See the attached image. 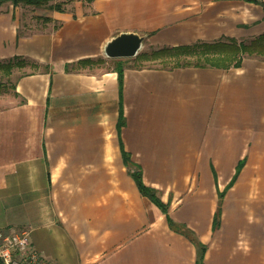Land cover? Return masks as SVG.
<instances>
[{
    "label": "crops",
    "instance_id": "obj_1",
    "mask_svg": "<svg viewBox=\"0 0 264 264\" xmlns=\"http://www.w3.org/2000/svg\"><path fill=\"white\" fill-rule=\"evenodd\" d=\"M63 7H0V63L13 59L0 70V232L28 231L53 264H197L194 239L205 264H264V56L229 68L128 62L120 82L126 58L105 54L123 32L144 36L148 53L249 42L264 32V6ZM123 151L167 214L140 193Z\"/></svg>",
    "mask_w": 264,
    "mask_h": 264
},
{
    "label": "trees",
    "instance_id": "obj_2",
    "mask_svg": "<svg viewBox=\"0 0 264 264\" xmlns=\"http://www.w3.org/2000/svg\"><path fill=\"white\" fill-rule=\"evenodd\" d=\"M67 0L58 1V0H0V7L7 3L11 2L13 5H30L35 7L47 6L51 9H56L58 11L64 10V5ZM91 1V0H88ZM249 2H255L264 6V0H247ZM261 55L264 56V32L259 36L254 38L249 42H239L236 39H226L223 41L211 42V43H195L192 45H181L176 47H162L156 50L148 52H141L136 55L134 59L126 58L125 60H117L115 69L119 74L120 82H122L124 69L127 66L128 62L135 60V67H144L148 66L144 64V61H149L151 59L165 58L169 56H189V55H199L200 57L192 61L185 59L180 62H175L174 64H162L163 67H177L184 65H198L202 67L206 66H215L220 68H229L231 66H240L242 58L244 55ZM203 57V58H202ZM86 62H102V59H97L96 61H86ZM13 63V59H9L6 63H0V70L5 69L8 71ZM3 86L0 84V88ZM123 161L130 175L134 178L136 185L140 193L144 196L150 198L157 206H159L164 213H168L167 204L163 203L160 199L158 193L153 188L147 186L143 180V173L141 168L132 161V158L128 152L123 151ZM236 179V175L233 177L232 181L229 184V187L233 184ZM224 196V192L220 193V201ZM168 220L170 218L168 217ZM221 223V206L219 205L214 216L213 230H216L220 227ZM194 242L197 246V264H205L204 258L207 246L206 244L201 243L197 239H194Z\"/></svg>",
    "mask_w": 264,
    "mask_h": 264
},
{
    "label": "built area",
    "instance_id": "obj_3",
    "mask_svg": "<svg viewBox=\"0 0 264 264\" xmlns=\"http://www.w3.org/2000/svg\"><path fill=\"white\" fill-rule=\"evenodd\" d=\"M0 264H53L30 247L29 233L0 232Z\"/></svg>",
    "mask_w": 264,
    "mask_h": 264
},
{
    "label": "water",
    "instance_id": "obj_4",
    "mask_svg": "<svg viewBox=\"0 0 264 264\" xmlns=\"http://www.w3.org/2000/svg\"><path fill=\"white\" fill-rule=\"evenodd\" d=\"M144 39L138 33H120L106 45L105 54L109 58H133L142 48Z\"/></svg>",
    "mask_w": 264,
    "mask_h": 264
},
{
    "label": "rangeland",
    "instance_id": "obj_5",
    "mask_svg": "<svg viewBox=\"0 0 264 264\" xmlns=\"http://www.w3.org/2000/svg\"><path fill=\"white\" fill-rule=\"evenodd\" d=\"M58 1H64V0H58ZM67 6H68V3L70 5L73 4V2H75V0H67L65 1ZM147 51L146 48H141L140 49V53L141 52H145ZM192 57L189 58L188 56H177V57H174V56H169V57H165V58H157V59H151L149 61H144V64L148 65V66H161L162 64H174L175 62H180V61H183L185 59H189V60H196L197 58H199L200 56H196V55H191ZM136 64L135 60H131L129 62V65H132L134 66ZM2 70H5V69H2ZM5 72V71H4ZM0 84L3 86V84L1 83V80H0Z\"/></svg>",
    "mask_w": 264,
    "mask_h": 264
}]
</instances>
